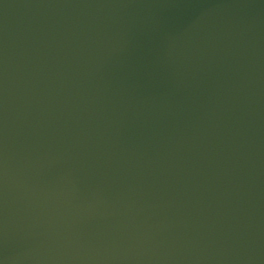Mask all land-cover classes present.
I'll use <instances>...</instances> for the list:
<instances>
[{
    "label": "water",
    "instance_id": "1",
    "mask_svg": "<svg viewBox=\"0 0 264 264\" xmlns=\"http://www.w3.org/2000/svg\"><path fill=\"white\" fill-rule=\"evenodd\" d=\"M0 264H264V0H0Z\"/></svg>",
    "mask_w": 264,
    "mask_h": 264
}]
</instances>
